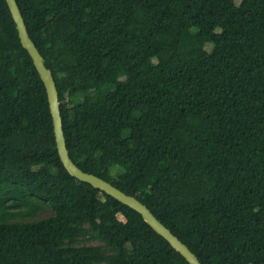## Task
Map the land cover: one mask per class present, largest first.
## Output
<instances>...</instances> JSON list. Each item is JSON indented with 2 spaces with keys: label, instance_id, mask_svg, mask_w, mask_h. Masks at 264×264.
Here are the masks:
<instances>
[{
  "label": "trees",
  "instance_id": "obj_1",
  "mask_svg": "<svg viewBox=\"0 0 264 264\" xmlns=\"http://www.w3.org/2000/svg\"><path fill=\"white\" fill-rule=\"evenodd\" d=\"M17 3L55 82L70 158L134 197L200 264H264V0ZM42 205L50 217L23 220ZM0 264H188L63 167L6 0Z\"/></svg>",
  "mask_w": 264,
  "mask_h": 264
},
{
  "label": "water",
  "instance_id": "obj_2",
  "mask_svg": "<svg viewBox=\"0 0 264 264\" xmlns=\"http://www.w3.org/2000/svg\"><path fill=\"white\" fill-rule=\"evenodd\" d=\"M6 2L16 23L20 40L24 48L30 54L33 65L45 87L49 112L53 125L56 149L63 167L67 169L72 176L80 179L81 181L91 183L96 187V189L105 192V194L112 197L119 203L134 210V212L141 216L143 222L146 223L158 236L168 242L169 245H171L177 252H179L188 264H200L198 259L187 248V246L180 242V240L176 238L164 225L160 224L149 212V210L134 199V197L126 195L107 179L95 173L85 171L78 164H76L72 158H70L62 129L58 93L51 71L45 67L42 56L29 37L26 22L20 6H18L17 0H6Z\"/></svg>",
  "mask_w": 264,
  "mask_h": 264
},
{
  "label": "rangeland",
  "instance_id": "obj_3",
  "mask_svg": "<svg viewBox=\"0 0 264 264\" xmlns=\"http://www.w3.org/2000/svg\"><path fill=\"white\" fill-rule=\"evenodd\" d=\"M236 4L238 5L241 0H235ZM211 45L207 47V50H211ZM52 215V210L50 207H47L45 205H42L40 207V209L36 212L35 216L33 218H24L23 220L29 221V220H33V219H43V218H47L50 217ZM121 220H123L122 217H119ZM18 220H22V218H18ZM92 245H98L97 242H92L90 243Z\"/></svg>",
  "mask_w": 264,
  "mask_h": 264
}]
</instances>
